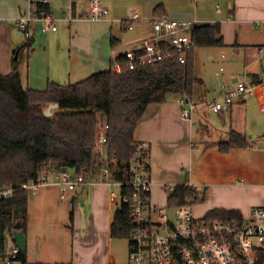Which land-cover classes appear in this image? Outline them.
<instances>
[{
	"label": "crops",
	"instance_id": "obj_1",
	"mask_svg": "<svg viewBox=\"0 0 264 264\" xmlns=\"http://www.w3.org/2000/svg\"><path fill=\"white\" fill-rule=\"evenodd\" d=\"M30 1L0 0V75L11 70L18 50L22 85L36 90L49 81L75 83L109 69L113 49L151 34L158 4L163 15L218 24L222 45L195 46L190 55L199 79L188 96L195 104L190 119L181 116L180 95L170 93L165 101L148 105L135 128L134 137L150 144L148 206L153 214L170 215L169 187L180 184L194 187L199 195L186 204L196 217L216 209L247 216L261 203L264 87L235 97L218 111L206 101L219 98L238 80L257 82L264 66V53H257L264 48V0H102L109 10L106 18L72 21L63 17L64 0H49L55 30L42 31L43 20L32 21L27 38L16 21L30 10ZM88 8L89 0L75 4L77 11ZM133 13L138 18L131 19ZM127 20L132 22L129 29L124 27ZM231 130L243 135L248 146L222 151L219 142L227 141ZM106 150L102 156L97 153L104 162ZM57 172L49 170L47 182L27 191L25 264H132L127 238L109 235L118 203L110 197L112 184L101 181L100 168L65 191Z\"/></svg>",
	"mask_w": 264,
	"mask_h": 264
},
{
	"label": "trees",
	"instance_id": "obj_2",
	"mask_svg": "<svg viewBox=\"0 0 264 264\" xmlns=\"http://www.w3.org/2000/svg\"><path fill=\"white\" fill-rule=\"evenodd\" d=\"M30 2L33 14L50 13L48 3ZM154 11L162 16V5L158 4ZM218 34L216 23L196 24L192 31L198 47L222 45ZM111 41L114 44L113 37ZM192 49L184 63L173 53L134 69L127 68L125 57L120 55V71L111 66L75 83L49 81L43 90L23 87L19 55L14 58L11 70L0 75V187L16 188L12 196L0 200V251L6 231L26 230L27 190L21 187L23 183L38 180L47 169L60 171L63 167H74L73 174L84 175L100 168L102 159L94 143L101 113L108 123L105 145L110 176L113 181H124L121 193H130L126 182L138 141L134 137L135 128L148 105L165 101L170 93L191 96L194 84L199 81L191 65ZM49 103L58 106L51 115H46L44 109ZM232 145L248 146V142L231 130L229 139L220 141L219 147L226 151ZM198 198L194 187L180 184L170 192L168 204L177 207ZM131 212L128 202H118L109 226L110 237L128 238L135 227ZM206 216L227 220L243 217L236 210L217 209ZM258 254V264H264V248ZM19 256L25 264L26 250H21Z\"/></svg>",
	"mask_w": 264,
	"mask_h": 264
},
{
	"label": "built area",
	"instance_id": "obj_3",
	"mask_svg": "<svg viewBox=\"0 0 264 264\" xmlns=\"http://www.w3.org/2000/svg\"><path fill=\"white\" fill-rule=\"evenodd\" d=\"M39 1L49 3V0ZM77 1L64 0L63 17L67 21L75 18L101 20L109 14L102 0H89V8L86 11L75 9ZM136 18H138L137 13H133L131 19ZM36 20H43L42 31L56 28L50 13L42 12L41 15H35L31 8L17 18L16 25L26 37H30V22ZM124 23L127 29L132 27L131 20ZM196 24V21L190 18L156 16L151 21V34L128 46L113 49L110 67L112 66L115 71L121 70L118 62L120 55L125 57L126 66L129 69L155 63L173 53L181 63L186 62L189 51L195 47L192 31ZM257 53L259 55L264 53V48H258ZM258 86L264 87V66L257 82L238 80L231 90L217 99L206 101V105L218 111L232 103L235 97L252 94ZM178 102L181 105V116L190 119L195 104L186 94L180 95ZM261 110L264 113V101ZM107 129L108 123L102 118L94 143L100 156H102L101 151L104 152L107 148L105 145ZM149 156L150 144L138 140L129 166L130 177L126 182L131 189L129 194L120 192L124 181L112 180L107 159L106 162L102 160L100 166L101 181L113 186L110 193L111 199L117 203L128 202L132 209L135 227L127 238L128 256L132 264H258V252L260 248H264V199L241 219L196 217L191 207L186 204L172 207L170 215L167 212L153 214L152 208L148 206ZM48 170L42 171L38 180L23 183L21 187L28 191L47 182ZM57 176L62 191L74 189L84 181L83 174H73L68 169L58 171ZM173 189V186L169 187L170 191ZM15 190L13 186L0 187V200L12 196ZM61 196L63 197V193ZM11 232H5L3 247L0 251V264H23L19 256L21 249L14 242Z\"/></svg>",
	"mask_w": 264,
	"mask_h": 264
},
{
	"label": "water",
	"instance_id": "obj_4",
	"mask_svg": "<svg viewBox=\"0 0 264 264\" xmlns=\"http://www.w3.org/2000/svg\"><path fill=\"white\" fill-rule=\"evenodd\" d=\"M17 52H18V50L16 51V54H15V56L14 57H16L17 56ZM58 106V104L57 103H49L47 106H46V108L44 109V113L46 114V115H51L52 114V112H51V109L52 108H55V107H57ZM103 118V114L101 113L100 114V120ZM107 149V148H106ZM66 169L67 168H65V167H63V168H61V171H66ZM69 171H75V168L73 167V168H70V169H68ZM11 234H12V238H13V240H14V242L16 243V245L21 249V250H26V246H27V244H26V236H25V233H24V231L23 230H12V232H11Z\"/></svg>",
	"mask_w": 264,
	"mask_h": 264
},
{
	"label": "rangeland",
	"instance_id": "obj_5",
	"mask_svg": "<svg viewBox=\"0 0 264 264\" xmlns=\"http://www.w3.org/2000/svg\"><path fill=\"white\" fill-rule=\"evenodd\" d=\"M51 112L53 113V108L51 109ZM64 191H65V190H64ZM191 206H192V209H195L196 206H197V203L191 204ZM169 213H170V212H169Z\"/></svg>",
	"mask_w": 264,
	"mask_h": 264
}]
</instances>
